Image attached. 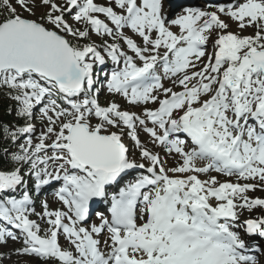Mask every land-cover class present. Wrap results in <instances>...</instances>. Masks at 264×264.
<instances>
[{
	"label": "snow or ice",
	"instance_id": "snow-or-ice-1",
	"mask_svg": "<svg viewBox=\"0 0 264 264\" xmlns=\"http://www.w3.org/2000/svg\"><path fill=\"white\" fill-rule=\"evenodd\" d=\"M0 100V264H264V0H0Z\"/></svg>",
	"mask_w": 264,
	"mask_h": 264
},
{
	"label": "rangeland",
	"instance_id": "rangeland-1",
	"mask_svg": "<svg viewBox=\"0 0 264 264\" xmlns=\"http://www.w3.org/2000/svg\"><path fill=\"white\" fill-rule=\"evenodd\" d=\"M196 6H200L199 4L197 5L196 4ZM202 7V6H201ZM232 30H235V25H233L232 26ZM245 34H248L247 32L245 33ZM208 50L209 51H211V46L209 45V47H208ZM108 66H111V64H110V62H109V64H108ZM165 85L166 86H168V83L167 82H165ZM175 90H177V91H179L180 89L179 88H176ZM101 97H102V102H103V98H104V94H101ZM0 102L1 103H6V102H8L9 104L11 103L10 101H3V100H0ZM122 102V101H121ZM39 128H40V125H39V123L37 122V129L39 130ZM141 139L143 140L144 139V137L142 136L141 137ZM169 166H173L174 164H175V161L173 160V159H171V158H169ZM171 164V165H170ZM210 175H215L216 176V174L215 173H210ZM219 178L218 179H220V180H225V179H229L228 177H220V176H218ZM200 178H202L203 179V175L200 177ZM204 179H206V177L204 176ZM230 179H232L233 180V182H236L235 181V178L234 177H232V178H230ZM249 182H252V181H249ZM256 191V190H255ZM255 191H251V192H255ZM251 192H249V193H247L249 196L251 195L250 193ZM255 194H257V195H264V193H260V192H256ZM45 197H47V199L49 200V202H50V206H57V205H55L54 203H52V196L51 195H46V194H44V195H42V197L40 198L41 200H43ZM251 197V196H250ZM37 210L39 211L40 209H39V202H38V204H37ZM257 211H259V210H257ZM61 243L63 244L64 243V241H63V239H61ZM19 245H14V244H9V248H12V247H18ZM5 251H6V249H5ZM13 259H15V257H13ZM5 264H12V262L11 261H5Z\"/></svg>",
	"mask_w": 264,
	"mask_h": 264
},
{
	"label": "trees",
	"instance_id": "trees-1",
	"mask_svg": "<svg viewBox=\"0 0 264 264\" xmlns=\"http://www.w3.org/2000/svg\"><path fill=\"white\" fill-rule=\"evenodd\" d=\"M8 105V103H1L0 102V118H3V119H11V117H7L4 113H5V108L6 106Z\"/></svg>",
	"mask_w": 264,
	"mask_h": 264
},
{
	"label": "bare ground",
	"instance_id": "bare-ground-1",
	"mask_svg": "<svg viewBox=\"0 0 264 264\" xmlns=\"http://www.w3.org/2000/svg\"><path fill=\"white\" fill-rule=\"evenodd\" d=\"M203 5V4H202ZM175 30V29H174ZM168 165H169V161H168ZM171 165V164H170ZM207 178V177H206ZM202 179V178H201ZM203 179H204V176H203ZM256 192H260V193H264V191H261V190H259V189H257L255 192H251L250 194V196L251 197H262V198H264V195H257V194H255Z\"/></svg>",
	"mask_w": 264,
	"mask_h": 264
}]
</instances>
